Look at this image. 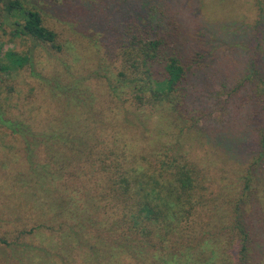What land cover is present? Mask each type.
Listing matches in <instances>:
<instances>
[{
	"label": "trees",
	"instance_id": "trees-1",
	"mask_svg": "<svg viewBox=\"0 0 264 264\" xmlns=\"http://www.w3.org/2000/svg\"><path fill=\"white\" fill-rule=\"evenodd\" d=\"M108 2L103 1L96 12L102 13L100 26H108L109 33L122 39L115 49L120 68L107 79L106 102L82 103L85 108L107 106V110L100 109L97 122L111 119L116 126L94 125L92 130L79 131L78 124L85 127L92 122L87 108L77 120L67 115L61 120L52 113V120L35 125L30 122L36 115L31 109L32 116L11 119L0 106V124L24 144L33 190L9 195L10 202H20L8 207L7 219L0 217V264L10 260L16 264H251L250 234L243 223L241 201L249 203L264 180V0L253 4L261 16L250 25L253 29L242 20V41L227 44L248 53L245 80L255 82L242 105L252 108L251 133L236 137L235 143L242 154L249 151L252 134L257 144L251 147L250 161L240 177L244 186L237 200L214 191L218 180L180 152L179 139L195 130L190 124L196 121L186 112L196 101L192 89L201 69L194 66V57L182 51L183 40H190L171 22L177 17L174 6L145 0L143 8L135 9L131 0H118L115 6ZM5 10L13 18L9 22L16 33L57 52L65 49L59 34L46 26L29 0H7ZM185 12L196 13L189 6L177 13ZM206 22L204 36L210 28ZM24 68L35 78L43 76L33 55L13 49L2 53L0 72L5 77ZM69 84L56 86L63 90L65 100L84 101L77 97L78 87ZM148 117L166 126L163 137L168 139L136 147L125 134L135 125L141 137L152 138L143 128ZM45 125L48 128L40 130ZM122 129L127 131L123 134ZM176 129L180 134H175ZM196 131L206 134L199 128ZM223 134L221 138L227 135ZM61 173L65 186L53 197ZM21 176L25 173L13 175Z\"/></svg>",
	"mask_w": 264,
	"mask_h": 264
},
{
	"label": "rangeland",
	"instance_id": "rangeland-1",
	"mask_svg": "<svg viewBox=\"0 0 264 264\" xmlns=\"http://www.w3.org/2000/svg\"><path fill=\"white\" fill-rule=\"evenodd\" d=\"M29 1L41 12L46 26L55 30L59 34L60 42L62 41L66 46L63 51L57 52L30 36L16 33L15 26L9 22L13 18L9 17L5 10L7 0H0V57L9 49L31 54L37 70L43 74L41 79L35 78L31 76L28 68L14 72L10 77H5L4 73L0 72V106L4 116L8 118L9 115L11 119L32 116L28 112L31 109L36 115L30 122L36 125L37 121L42 120L41 125H43L53 119L52 113L61 120L65 119L66 115L70 119L77 120V117L80 118L81 114L86 113L87 108L86 115L92 118V122L86 124L88 127L78 124L79 131L92 130L94 125H102L107 129L116 126L118 123L112 122L111 119L107 123L97 122L100 109L107 110V106L91 104L85 108L82 102L89 103L90 99L101 103L107 101L108 99H104L107 98L105 95L107 79L120 68L115 49L122 39L115 33H109L108 26H100V19L103 21L102 13L96 12L105 4L103 1H109V4L115 6L118 0ZM143 1L145 2V0H131V8H143L145 4ZM160 1H163L166 7L174 6L177 17L171 19V22L176 27L178 25V33L182 37L190 40V43L186 42L180 36L184 41L182 51L194 57L196 62L194 66L201 69L200 74L195 77L192 89V97L196 101L192 103L191 108H187L186 112V116L196 121V124L195 122L190 124L195 130L181 136L180 152L200 165L208 176L218 180V186L214 191H222L230 200L235 198L237 200L242 195V185L244 186V180L242 185L240 184V177L244 175L246 163L250 161L253 150L251 147L257 144V138L252 134L249 139V151L242 154L235 143L236 137L248 136L247 132L251 126L249 124L252 123V108L250 106L245 108L242 105L249 99L255 82L245 80L248 53L227 44L242 41L241 28L245 29L240 25L242 20L249 28L260 20L259 10L257 9V16L253 8L256 0ZM202 5L205 8H202ZM186 6L196 13L185 12L184 15L177 13L182 12ZM204 21L206 24L210 23L207 36H204L202 30ZM220 25H223V28H220ZM162 76L163 74L158 75V77ZM67 82L70 83L69 85H75V89L78 87L80 94L77 97L85 98L84 101L78 100L76 104L65 100L63 90L56 86ZM200 101L203 106L200 105ZM80 105L84 109H81ZM233 114L235 118L231 119ZM43 119L47 122L44 123ZM159 121L149 117L144 119V131L153 134L150 139L141 137V132L135 130V125L125 136L135 142L136 147H141L143 143L152 145L158 143L160 139L166 140L167 137H163L166 126L158 124ZM30 128L35 130L33 127ZM46 128L47 125L41 126L40 130ZM198 128L206 134L197 133ZM120 131L124 134L127 130ZM223 133L227 135L221 138ZM175 134H180L179 130L175 131ZM247 143L249 144V141ZM23 145L15 138V133L11 129L0 124V217L4 215L5 219L8 218V207L20 202V200L10 202L9 195L14 192L22 194L33 192L29 183L32 175L30 176L31 172L27 171V153L23 150ZM20 173H25V176L13 177ZM61 174L58 176L62 183L59 182L54 188L57 190L53 191V197H56L65 186L63 183L66 180L64 174ZM47 177L49 181V172ZM39 193L42 194L41 191ZM252 193L249 203H245L244 199L243 202L241 201V205L245 208L242 218L250 234L251 264H264V204L262 203L264 180L262 186L257 187ZM43 195L46 193L43 192ZM46 198L44 196L43 200ZM26 206L29 208V204ZM2 224L0 222V226ZM10 256L14 259L12 252ZM9 264L16 263L10 260Z\"/></svg>",
	"mask_w": 264,
	"mask_h": 264
}]
</instances>
